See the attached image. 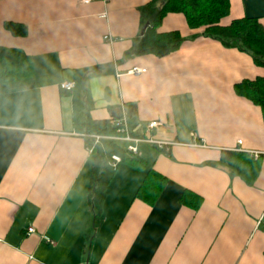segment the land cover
<instances>
[{
	"label": "crops",
	"instance_id": "crops-1",
	"mask_svg": "<svg viewBox=\"0 0 264 264\" xmlns=\"http://www.w3.org/2000/svg\"><path fill=\"white\" fill-rule=\"evenodd\" d=\"M150 1L0 0V45L30 55L34 71L31 88H9L0 74V264H264V111L235 91L264 67L183 13L158 29L181 34L176 51L133 54ZM243 17L264 27V0H230L221 24ZM124 108L138 134L160 122L151 134L170 149L140 144V166L118 165L97 215L88 199L97 149L81 118L112 121ZM228 151L257 161L252 182ZM152 169L161 178L149 204L137 193ZM186 190L201 196L198 209L182 201Z\"/></svg>",
	"mask_w": 264,
	"mask_h": 264
},
{
	"label": "trees",
	"instance_id": "trees-1",
	"mask_svg": "<svg viewBox=\"0 0 264 264\" xmlns=\"http://www.w3.org/2000/svg\"><path fill=\"white\" fill-rule=\"evenodd\" d=\"M230 0H151L140 8L141 32L148 24L145 32L134 40L133 54H154L159 57L176 51L184 38L178 31L160 32L159 25L169 13H183L191 28L204 27L203 34L220 40L226 47L238 48L252 55L258 66L264 67V27L257 18L243 17L222 25L221 19L228 15ZM5 28L14 36H25L28 27L23 23L7 21ZM0 74L2 81L9 88L34 86V71L31 56L22 49L0 45ZM235 91L247 97L264 111V77L245 79L235 85ZM131 123L136 126L134 115L129 114ZM85 132L99 134H116V128L109 120H93L88 115L81 118ZM114 154L124 161H134L140 166L138 156L129 154L122 144L103 140L96 150V161L92 171L88 193L90 206L97 215L102 210L107 186L117 167L111 165ZM225 159L229 165L244 179L252 182L258 173V163L249 155L226 152ZM161 175L153 169L149 170L146 180L137 193V197L153 204L159 190L155 185ZM155 181V182H154ZM154 182V184H153ZM184 193L182 201L193 209H198L202 198L194 192Z\"/></svg>",
	"mask_w": 264,
	"mask_h": 264
},
{
	"label": "built area",
	"instance_id": "built-area-1",
	"mask_svg": "<svg viewBox=\"0 0 264 264\" xmlns=\"http://www.w3.org/2000/svg\"><path fill=\"white\" fill-rule=\"evenodd\" d=\"M93 0H82L83 3H89ZM147 71L146 68L133 67L129 70L130 74L140 75ZM75 87L73 82H64L61 84V88L67 92H71ZM111 125L116 128V134L108 135V134H99V133H83V136L87 138L88 150L89 152H94L97 147L102 143L103 140H109L116 142L118 144H125L124 150H126L129 154L138 155L139 154V145L142 143L148 144H157L164 151H169L170 142L167 141H159L152 134L151 131L159 128L160 122L152 121L150 122L145 129L144 134H138L136 128H133L130 124L129 116L127 110L125 108L122 110V113L119 118H115L111 121ZM257 156V154H255ZM122 163V157L120 155L114 154L112 156L111 165L114 167H118L119 164ZM264 218V215H263ZM28 234H35V229L33 227L28 228ZM48 241L54 244V241L48 239Z\"/></svg>",
	"mask_w": 264,
	"mask_h": 264
},
{
	"label": "water",
	"instance_id": "water-1",
	"mask_svg": "<svg viewBox=\"0 0 264 264\" xmlns=\"http://www.w3.org/2000/svg\"><path fill=\"white\" fill-rule=\"evenodd\" d=\"M148 24H146L143 29H142V34L145 32L146 28H147Z\"/></svg>",
	"mask_w": 264,
	"mask_h": 264
}]
</instances>
